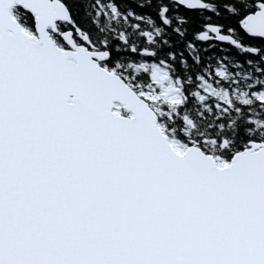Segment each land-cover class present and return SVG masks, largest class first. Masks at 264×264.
I'll use <instances>...</instances> for the list:
<instances>
[{
  "label": "snow or ice",
  "instance_id": "obj_1",
  "mask_svg": "<svg viewBox=\"0 0 264 264\" xmlns=\"http://www.w3.org/2000/svg\"><path fill=\"white\" fill-rule=\"evenodd\" d=\"M0 264H264V0H0Z\"/></svg>",
  "mask_w": 264,
  "mask_h": 264
}]
</instances>
